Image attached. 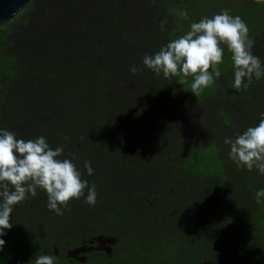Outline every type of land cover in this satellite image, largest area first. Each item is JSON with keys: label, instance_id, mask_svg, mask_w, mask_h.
<instances>
[{"label": "trees", "instance_id": "16d2710c", "mask_svg": "<svg viewBox=\"0 0 264 264\" xmlns=\"http://www.w3.org/2000/svg\"><path fill=\"white\" fill-rule=\"evenodd\" d=\"M34 3L18 28L0 27V127L63 145L98 197L87 204L85 189L58 215L38 188L14 206L0 264L42 253L56 264H264V174L237 166L225 143L261 119L264 78L236 89L226 45L221 76L197 92L193 77L143 64L224 8L264 59V0Z\"/></svg>", "mask_w": 264, "mask_h": 264}, {"label": "clouds", "instance_id": "9594fccd", "mask_svg": "<svg viewBox=\"0 0 264 264\" xmlns=\"http://www.w3.org/2000/svg\"><path fill=\"white\" fill-rule=\"evenodd\" d=\"M179 15L187 19L188 10H180ZM225 45L231 53L236 89L254 78H264V59L252 51L254 40L249 36L247 21L228 8L193 20L183 35L170 40L154 54H146L143 64L167 78L193 77L191 89L197 92L221 76ZM130 71L136 72V66L132 65ZM225 143L230 145L229 156L237 166L256 168L264 174V114L257 124L247 127L235 138L225 137ZM64 151L63 145L51 146L44 135L25 139L0 127V245L6 243L5 230L13 227L14 206L29 195L36 196L38 188L47 192L48 208L58 215L63 214L71 199L84 195L85 189V202L96 204V185L89 186L73 158H61ZM85 168L88 175L93 174L90 160L85 161ZM255 197L258 203L264 202V188L256 189ZM56 259L52 254L42 253L35 257L34 264H56Z\"/></svg>", "mask_w": 264, "mask_h": 264}, {"label": "water", "instance_id": "95a60500", "mask_svg": "<svg viewBox=\"0 0 264 264\" xmlns=\"http://www.w3.org/2000/svg\"><path fill=\"white\" fill-rule=\"evenodd\" d=\"M36 0H0V27L11 22Z\"/></svg>", "mask_w": 264, "mask_h": 264}, {"label": "rangeland", "instance_id": "374dc122", "mask_svg": "<svg viewBox=\"0 0 264 264\" xmlns=\"http://www.w3.org/2000/svg\"><path fill=\"white\" fill-rule=\"evenodd\" d=\"M49 0H36L34 5H39V4H42V3H45V2H48ZM32 4V3H31ZM25 10H28V12H32V7L28 6ZM11 26H14L16 28H18L20 25H22L24 22H22L21 18L19 16L15 17L11 22ZM8 24V23H7ZM6 25V24H4ZM2 25V26H4ZM180 119H176L174 120L173 122H175V127H180V125L182 124V122H178Z\"/></svg>", "mask_w": 264, "mask_h": 264}]
</instances>
